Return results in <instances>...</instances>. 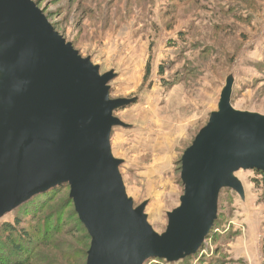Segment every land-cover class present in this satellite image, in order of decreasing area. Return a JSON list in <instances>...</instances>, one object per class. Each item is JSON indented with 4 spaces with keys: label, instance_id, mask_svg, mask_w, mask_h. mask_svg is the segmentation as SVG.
Masks as SVG:
<instances>
[{
    "label": "rangeland",
    "instance_id": "374dc122",
    "mask_svg": "<svg viewBox=\"0 0 264 264\" xmlns=\"http://www.w3.org/2000/svg\"><path fill=\"white\" fill-rule=\"evenodd\" d=\"M33 1L82 57L115 74L111 99L136 100L115 112L129 127L113 130V154L124 162L135 207L146 203L149 224L165 233L184 194V152L218 111L229 77L236 82L233 107L264 115V0ZM236 177L245 199L224 191L213 232L197 255L178 264H264L262 178L243 170ZM69 196L61 190L46 210L57 213L64 231L37 242L29 264L87 263L91 241ZM14 220L15 211L0 219V241L2 226ZM41 231L31 233L43 239Z\"/></svg>",
    "mask_w": 264,
    "mask_h": 264
},
{
    "label": "water",
    "instance_id": "95a60500",
    "mask_svg": "<svg viewBox=\"0 0 264 264\" xmlns=\"http://www.w3.org/2000/svg\"><path fill=\"white\" fill-rule=\"evenodd\" d=\"M102 74L33 0H0V219L34 197L69 185L91 237L86 264L177 263L198 254L218 219L221 192L245 197L239 171L264 173V115L232 105L229 77L218 111L182 157L184 194L158 234L147 204L135 207L111 137L135 99H111Z\"/></svg>",
    "mask_w": 264,
    "mask_h": 264
},
{
    "label": "trees",
    "instance_id": "16d2710c",
    "mask_svg": "<svg viewBox=\"0 0 264 264\" xmlns=\"http://www.w3.org/2000/svg\"><path fill=\"white\" fill-rule=\"evenodd\" d=\"M54 28L56 29V31H58L55 26ZM161 74H163V72ZM254 172H256V174L258 175H261L262 178L261 183L264 185V173L255 170ZM63 189L70 190V187L69 185H62L54 189H51L46 193L34 197L33 199L21 205L19 208L15 210L14 223L4 224L1 228L2 230L1 234L4 235L3 236L4 238L3 240L1 238L0 241L1 244L0 264H29L31 258L34 256V253L36 252V249L38 248L37 242H41L45 238H47L49 241L50 239H53V237H56L57 234H60L61 232L64 231L62 229L63 224L58 223L57 219L54 222V214L57 215V213L55 211L54 214L52 215L46 213L47 208H51V203L56 198L57 194ZM226 190L227 189L223 190L221 192V195ZM68 198L69 201L72 203L73 208H75L73 200L70 198V196ZM220 198H219V203H220ZM72 214L73 217L78 218L79 225L85 230L87 239L91 241V237L89 236L84 225L80 222L76 210H74ZM39 222H41V224H38ZM215 226L216 223L214 225V228ZM214 228L212 229L211 233L213 232ZM32 229H34L35 234H37L39 231L42 230L41 234H43V239L38 238L37 236L35 237L31 233ZM192 257L193 256L181 260L177 262V264L185 260H188ZM153 260L155 261L154 263L156 264L164 263V262L166 264H176V263H168L165 260H159V259H153Z\"/></svg>",
    "mask_w": 264,
    "mask_h": 264
},
{
    "label": "crops",
    "instance_id": "0c3cea01",
    "mask_svg": "<svg viewBox=\"0 0 264 264\" xmlns=\"http://www.w3.org/2000/svg\"><path fill=\"white\" fill-rule=\"evenodd\" d=\"M244 186V185H243ZM244 190H245V197H246V194H247V191H246V188L244 187ZM245 197H244V199H245Z\"/></svg>",
    "mask_w": 264,
    "mask_h": 264
}]
</instances>
